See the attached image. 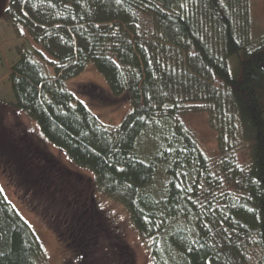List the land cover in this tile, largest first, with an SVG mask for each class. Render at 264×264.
<instances>
[{
    "label": "trees",
    "instance_id": "obj_1",
    "mask_svg": "<svg viewBox=\"0 0 264 264\" xmlns=\"http://www.w3.org/2000/svg\"><path fill=\"white\" fill-rule=\"evenodd\" d=\"M0 20L40 48H19L12 108L93 175L0 122L6 176L76 263L133 264L101 193L126 209L153 264H264V35L252 39L249 0H0ZM90 65L131 106L116 128L67 89ZM96 90L84 93L102 99ZM194 114L216 154L187 126ZM0 264H45L1 187Z\"/></svg>",
    "mask_w": 264,
    "mask_h": 264
},
{
    "label": "rangeland",
    "instance_id": "obj_2",
    "mask_svg": "<svg viewBox=\"0 0 264 264\" xmlns=\"http://www.w3.org/2000/svg\"><path fill=\"white\" fill-rule=\"evenodd\" d=\"M250 18L252 24V39L264 35V0H249ZM25 48L30 52L39 51L28 38H18L14 29L4 21L0 20V122L7 129L11 128L16 134L25 135L27 141L37 145L42 152L48 154L58 165L70 171L74 175H82L86 178H93V175L76 167L67 155L58 147L46 141L41 134L38 124L32 122L26 114L12 108L14 97L9 82L12 67L19 61V48ZM241 57H244L242 54ZM46 59H50L48 56ZM51 76L53 71L49 72ZM88 86H94L96 94H101L102 99L84 93ZM67 89L78 95L88 109L99 117L100 121L108 127L120 126L124 118L131 111L127 99L111 97L105 79L90 65L86 71L70 81ZM111 100L109 101V99ZM187 126L197 136L202 149L210 155L216 154V135L211 130L206 115L194 114L185 118ZM0 187L7 200L13 205L22 218L29 224L37 235L45 254V264H78L74 254L69 251L58 239L48 221L36 213L29 204L38 205L36 198L31 200L30 193L19 192L11 184L6 176L0 162ZM96 202L102 212L113 221L124 245L130 253V260L133 264H153L150 251L142 240L137 229L134 227L126 209L114 202L109 197L95 193ZM51 221V220H50ZM128 261V262H131ZM130 264V263H129Z\"/></svg>",
    "mask_w": 264,
    "mask_h": 264
}]
</instances>
